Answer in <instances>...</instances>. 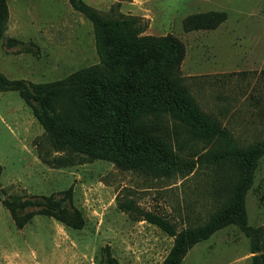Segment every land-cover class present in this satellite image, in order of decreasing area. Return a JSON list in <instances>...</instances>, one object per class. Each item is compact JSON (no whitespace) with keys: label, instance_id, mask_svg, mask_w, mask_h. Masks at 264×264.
Listing matches in <instances>:
<instances>
[{"label":"rangeland","instance_id":"rangeland-1","mask_svg":"<svg viewBox=\"0 0 264 264\" xmlns=\"http://www.w3.org/2000/svg\"><path fill=\"white\" fill-rule=\"evenodd\" d=\"M109 17H137L145 34H173L186 46L185 84L203 111L247 146L264 138V0H83ZM225 11L211 30L183 29L192 13ZM0 71L10 79L52 82L101 63L94 25L69 0H9ZM176 138V140H175ZM186 140V141H184ZM183 143V147H180ZM215 144L174 133V147L197 158ZM227 165L197 163L186 174L147 175L85 151H56L31 106L0 90V262L101 264L105 249L120 264H162L174 236L143 219L158 213L178 230L206 222L224 200ZM264 155L246 195L249 224L263 229ZM66 198L82 214L69 226L28 206L20 217L4 201ZM131 205V206H129ZM251 239L235 225L195 244L182 264H252Z\"/></svg>","mask_w":264,"mask_h":264},{"label":"trees","instance_id":"trees-1","mask_svg":"<svg viewBox=\"0 0 264 264\" xmlns=\"http://www.w3.org/2000/svg\"><path fill=\"white\" fill-rule=\"evenodd\" d=\"M69 2L92 21L101 63L52 82L10 79L0 71V90L19 92L56 151H85L92 158L155 176L186 174L197 163L226 164L224 200L206 222L178 230L158 213L143 211L142 217L174 236L162 264H182L195 244L231 225L250 237L252 264H264L263 229L249 224L246 208V195L264 155V138L239 145L227 128L202 110L184 82L181 65L186 46L180 38L145 34L146 25L137 17H109L83 0ZM9 13V0H0V41ZM226 18L225 11L192 13L184 18L183 29L211 30ZM182 129L192 139L215 145L197 158L183 155L174 147V133ZM260 199L264 202V193ZM65 201L48 196L36 201L7 199L4 204L20 225L35 214L31 211L23 219L20 211L38 206V213L82 227V214ZM102 260L101 264H120L109 248Z\"/></svg>","mask_w":264,"mask_h":264}]
</instances>
